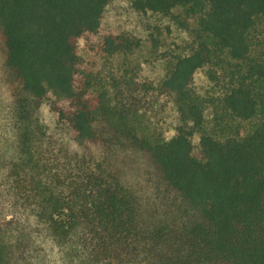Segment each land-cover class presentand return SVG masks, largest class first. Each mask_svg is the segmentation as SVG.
I'll list each match as a JSON object with an SVG mask.
<instances>
[{
    "label": "trees",
    "instance_id": "1",
    "mask_svg": "<svg viewBox=\"0 0 264 264\" xmlns=\"http://www.w3.org/2000/svg\"><path fill=\"white\" fill-rule=\"evenodd\" d=\"M111 1L0 0V56L27 122L15 168L64 263L264 264V54L251 57L264 0H131L139 12L199 15L196 42L160 86L180 121L169 139L141 128L153 109L149 84L124 82L114 98L80 87L79 41L99 31ZM137 44L110 34L101 50ZM230 60L245 67L225 73L224 105L260 121L218 139L203 127L192 83L202 69L216 83ZM45 102L69 141L34 121ZM12 260L0 241V264Z\"/></svg>",
    "mask_w": 264,
    "mask_h": 264
},
{
    "label": "rangeland",
    "instance_id": "2",
    "mask_svg": "<svg viewBox=\"0 0 264 264\" xmlns=\"http://www.w3.org/2000/svg\"><path fill=\"white\" fill-rule=\"evenodd\" d=\"M198 19L199 15H190L182 8L164 16L136 11L131 0L111 1L105 9L99 31L79 41L82 59L80 87L88 88L93 96L105 94L114 98L124 82L149 84L153 87V109L142 120L141 128L155 139L173 137L180 125L179 116L171 97L164 95L160 86L178 57L184 56L196 42ZM110 34L130 35L138 44L129 52L105 55L101 42ZM251 43V57L262 56L264 24L261 21H257L251 31ZM225 66L224 70H217L221 77L216 83L209 79L208 69L198 71L192 83V90L203 104V127L218 139L246 136L260 121L258 117L239 119L226 109L227 85L223 77L225 73L232 74L237 67L242 70L245 66L232 60ZM34 121L48 127L53 134H61L70 140L64 127L55 126V116L48 102L43 104ZM26 126L25 116L11 96L0 56V241L7 246L12 264H65L48 226L40 220L27 195L26 182L22 181L24 172L15 168L22 159L20 139ZM196 141H199L198 133Z\"/></svg>",
    "mask_w": 264,
    "mask_h": 264
}]
</instances>
